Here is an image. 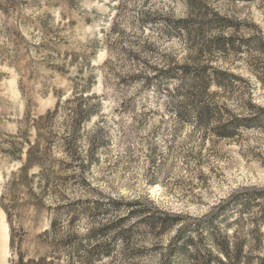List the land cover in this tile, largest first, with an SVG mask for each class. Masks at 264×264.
Returning a JSON list of instances; mask_svg holds the SVG:
<instances>
[{
    "label": "rangeland",
    "instance_id": "obj_1",
    "mask_svg": "<svg viewBox=\"0 0 264 264\" xmlns=\"http://www.w3.org/2000/svg\"><path fill=\"white\" fill-rule=\"evenodd\" d=\"M199 73L207 93L189 102ZM251 186L264 188V0H0V264H189L182 242L215 255L212 230H236L237 264H264V196L205 218ZM160 210L181 216L151 229Z\"/></svg>",
    "mask_w": 264,
    "mask_h": 264
},
{
    "label": "trees",
    "instance_id": "obj_2",
    "mask_svg": "<svg viewBox=\"0 0 264 264\" xmlns=\"http://www.w3.org/2000/svg\"><path fill=\"white\" fill-rule=\"evenodd\" d=\"M158 73H161L163 78H172L174 77L173 75L175 72H172V69H164V70H158ZM220 72L215 73V77L217 81H222ZM199 75H202V78L199 77ZM205 76L203 73H199L195 76L194 78V84L192 86L193 89L196 90L197 93L195 94H190L189 96H186L187 101H196L197 99L200 100L199 103H201L202 96L207 93V88L209 82H205ZM85 91H74L71 96L66 98L65 100L58 99L56 106L54 107L53 110H48L47 113L44 115V117L48 116L50 113H54L58 111V107L61 103H71L74 100H81L83 99V94ZM202 99V100H201ZM204 102V101H203ZM81 104L75 105V107L72 110V120H73V125L72 129H75L76 127L79 126V124L87 118L86 114L88 112V108L85 106L83 107ZM198 117L201 119H208L210 117V109L208 108L207 105H203L202 107H197L196 109ZM43 117V118H44ZM202 121V120H201ZM229 127L234 128L231 124H226L222 126H218V131L223 133L224 135H230L232 132H226ZM39 130V128H37ZM38 146L37 144H34L33 146H30L27 150V162L29 164L32 163L34 160V150L33 148L36 149ZM36 152V151H35ZM27 170V166H22L20 169V172H25ZM260 196H264V188H259L255 186L251 187H241L238 188L236 191H233L227 198L222 200V204L218 207H216V211H211L210 214L206 215L205 218L209 220L208 222L211 223L213 220L212 218L216 216L217 214V209L222 206V209L227 205L231 203H236L238 202L241 206L242 209H246L248 206H250L255 199H259ZM224 205V206H223ZM160 214L159 215H152L149 214L146 225L149 226L151 229H157L164 231L167 228L173 226L174 224L177 223L179 220L180 216L179 214L176 213H169L165 211H158ZM262 213L264 215V208L262 210ZM7 218L9 219L10 216L7 213ZM262 218V217H261ZM235 219V218H234ZM237 219V218H236ZM201 220V219H200ZM10 221V220H9ZM185 228V225L177 228V239H180L183 236V229ZM197 230V229H195ZM255 231V229L253 230ZM216 233V235H215ZM208 236L210 237L212 243H213V249L215 251V255L211 254V250H201L199 246H197V243L194 241L193 236L190 235L187 237L186 240L182 242V250L186 251V248L189 246V248L193 247V254L186 258V262L189 264H237L241 260V254L243 251L242 248V242H236V240H233L231 238H235L236 235V230L232 231L231 233L223 232H215V230H212L211 232H208ZM200 236L201 234H197ZM217 236V237H216ZM15 243V238L11 230L10 234V245L14 246ZM207 257V258H206ZM212 257V258H211ZM259 260H262V257H258ZM245 263H249L250 258L248 255H245ZM212 261V262H211ZM14 264H21L19 262H16Z\"/></svg>",
    "mask_w": 264,
    "mask_h": 264
}]
</instances>
